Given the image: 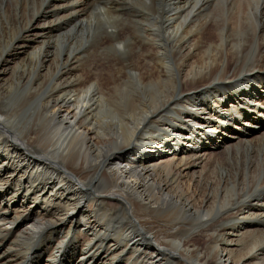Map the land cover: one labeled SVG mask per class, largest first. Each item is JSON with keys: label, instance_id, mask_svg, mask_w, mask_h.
<instances>
[{"label": "bare ground", "instance_id": "obj_1", "mask_svg": "<svg viewBox=\"0 0 264 264\" xmlns=\"http://www.w3.org/2000/svg\"><path fill=\"white\" fill-rule=\"evenodd\" d=\"M0 264H264V0H0Z\"/></svg>", "mask_w": 264, "mask_h": 264}, {"label": "rangeland", "instance_id": "obj_2", "mask_svg": "<svg viewBox=\"0 0 264 264\" xmlns=\"http://www.w3.org/2000/svg\"><path fill=\"white\" fill-rule=\"evenodd\" d=\"M229 138V137H228Z\"/></svg>", "mask_w": 264, "mask_h": 264}]
</instances>
